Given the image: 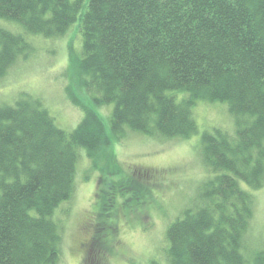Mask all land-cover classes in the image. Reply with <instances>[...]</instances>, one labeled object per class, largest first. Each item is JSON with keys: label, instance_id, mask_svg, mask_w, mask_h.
Segmentation results:
<instances>
[{"label": "trees", "instance_id": "obj_1", "mask_svg": "<svg viewBox=\"0 0 264 264\" xmlns=\"http://www.w3.org/2000/svg\"><path fill=\"white\" fill-rule=\"evenodd\" d=\"M0 18L45 37L78 23L81 50H69L68 70L81 96L66 90L83 112L66 132L40 100L19 96L0 106V264L59 263L53 214L72 196L78 148L110 163L112 134L125 129L188 137L197 131L198 100L226 102L236 130L201 134L214 175L202 183L197 207L168 224V263L264 264V247L250 260L241 252L253 196L239 184L264 183V0H0ZM27 49L23 34L0 26V75ZM177 91L187 97L175 98ZM85 101L113 103L111 133ZM108 191L100 195L101 229L117 200L145 197L147 188L119 179Z\"/></svg>", "mask_w": 264, "mask_h": 264}, {"label": "rangeland", "instance_id": "obj_2", "mask_svg": "<svg viewBox=\"0 0 264 264\" xmlns=\"http://www.w3.org/2000/svg\"><path fill=\"white\" fill-rule=\"evenodd\" d=\"M77 25L73 23L60 36L45 37L24 33L20 26L0 18L1 27L23 34L28 43V49L20 52L0 75V106L12 105L19 96H26L40 100L64 131L77 126L83 118L82 108L69 100L66 90L78 91L81 96L68 70L69 50L77 54L81 50ZM171 94L177 99L187 97L182 91ZM82 103L97 111L111 133L113 103ZM191 112L197 131L188 137L149 136L129 129L119 137L112 134L109 149L115 159L110 163H95L85 149H77L72 196L53 214L62 236L58 264H169L165 237L168 224L184 209L197 207L196 196L202 183L214 175L202 159L201 134L219 128L234 136L236 130L224 101L198 100ZM244 118L251 120L247 115ZM119 179L142 183L147 188L145 197L127 198L126 203L119 197L121 201L117 200L112 218L101 229L99 203L107 204L100 195L108 193L111 183ZM239 184L253 196V215L241 250L250 260L264 247V183L257 189ZM100 230L103 231L99 233Z\"/></svg>", "mask_w": 264, "mask_h": 264}]
</instances>
